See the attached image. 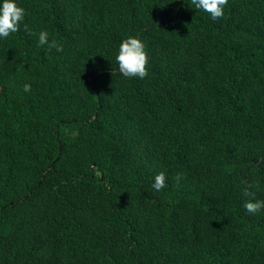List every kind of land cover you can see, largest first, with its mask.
Returning <instances> with one entry per match:
<instances>
[{
    "label": "trees",
    "instance_id": "obj_1",
    "mask_svg": "<svg viewBox=\"0 0 264 264\" xmlns=\"http://www.w3.org/2000/svg\"><path fill=\"white\" fill-rule=\"evenodd\" d=\"M16 3L19 31L0 37V264H264V208L242 194L264 200V0H228L217 20L191 0ZM128 36L144 79L118 70Z\"/></svg>",
    "mask_w": 264,
    "mask_h": 264
},
{
    "label": "clouds",
    "instance_id": "obj_2",
    "mask_svg": "<svg viewBox=\"0 0 264 264\" xmlns=\"http://www.w3.org/2000/svg\"><path fill=\"white\" fill-rule=\"evenodd\" d=\"M191 4L195 6V9L203 10L213 20H217L224 16V9L228 4V0H191ZM23 19L24 9L17 5L16 0H2L0 2V37L7 38L10 34L17 33ZM25 30H27V25H25ZM38 43L41 46L46 45L49 51L52 49H56L58 52L63 51L62 45L56 39H49L46 30L38 33ZM144 47L143 42L136 36H128L120 42L115 59L118 70L124 77L144 79L148 75V56ZM24 91H31V86L25 84ZM182 178L179 173L174 177L177 185H179ZM166 186L165 173L156 174L152 187L159 192ZM252 187V185H247L242 194L248 198L245 200L243 207L248 213L254 214L264 208V200L256 199V193L251 190Z\"/></svg>",
    "mask_w": 264,
    "mask_h": 264
}]
</instances>
